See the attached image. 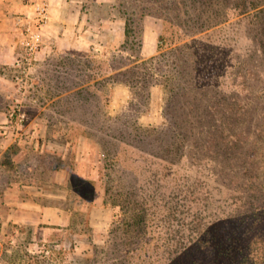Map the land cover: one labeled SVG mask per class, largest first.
<instances>
[{
	"label": "rangeland",
	"instance_id": "obj_1",
	"mask_svg": "<svg viewBox=\"0 0 264 264\" xmlns=\"http://www.w3.org/2000/svg\"><path fill=\"white\" fill-rule=\"evenodd\" d=\"M130 1L84 0L80 10H64L62 16L68 30L66 39L74 36L79 40L78 47H71L68 40L57 46L49 40L54 38L45 29L31 50L35 38L29 31L21 34V29L23 23L35 15L23 16L18 24L20 40L15 49L19 61L7 67L12 79L4 100L0 93V117L7 119L6 122L0 121V131L8 134L22 132L31 136L21 144L16 141L0 156L1 179L10 181L16 178L14 174L17 171L18 179L32 181L53 193L66 194L67 198L63 200L46 202L66 206L72 214L65 230L50 229L44 234L53 248L50 254H28L25 251L32 240L31 231L37 229L25 225L19 250L7 254L10 261L112 264L110 229L114 221L122 220V215L118 206L110 204V185L124 187L128 185L129 177L118 171V165L115 168L110 165V155L114 149H119L125 165L135 168L144 179L145 176L153 177L160 169V165L152 160L145 161L141 155L145 151L143 147L160 151V142L155 137L150 138L149 144L139 145L143 142L137 141L132 145L120 143L119 147V142L113 137L121 136L122 131L136 133L145 126L153 128L166 120L162 85L149 84L142 94H136L128 84L134 70L128 69L141 60L136 54H143L146 25L153 42L157 36L155 31L161 30L167 41L178 40L184 31L157 16L132 17L131 13L124 12L126 6L132 4ZM130 9L132 12L134 8ZM237 13L231 11L229 21L188 38L190 46L202 53L203 60L207 59L199 70L200 79L205 84L219 77L220 86L231 89L235 79L242 81L235 67L238 58L246 61L254 55L250 34L258 35V32L255 27L250 29L253 17ZM127 20L130 23L128 35ZM43 48L44 53L39 55L38 51ZM214 49L216 52L212 59ZM156 78L160 76L156 75ZM156 78L153 82H158ZM249 85L252 99L259 104L264 94L260 77ZM17 103L26 112L24 121H18L16 115L11 116ZM188 155L174 166L175 176L181 182L189 180L192 183L206 177L215 188V197L227 199L228 192L223 185L217 184L215 177L210 176V166L204 160L199 162L201 166L193 165L190 153ZM100 203L110 207V227L94 231L89 213L92 206ZM103 216L101 213L99 218ZM36 234L33 238L39 242L41 232ZM79 241L83 246L77 251L70 250ZM58 242L65 245L66 250L57 248L55 244Z\"/></svg>",
	"mask_w": 264,
	"mask_h": 264
},
{
	"label": "trees",
	"instance_id": "obj_2",
	"mask_svg": "<svg viewBox=\"0 0 264 264\" xmlns=\"http://www.w3.org/2000/svg\"><path fill=\"white\" fill-rule=\"evenodd\" d=\"M139 1L131 0L124 12L132 17L157 16L184 32L176 41H167L162 32L159 52L145 58L136 54L141 60L128 69H134L128 80L133 93L142 94L149 84L163 86L166 120L136 133L121 129L122 135L113 137L118 147L137 141L149 144L155 137L160 151L142 146L141 155L160 169L144 179L125 165L119 149L110 155V165H118V171L129 177L124 187L112 185L113 190L110 185V204L122 215L110 229V261L264 264V94L256 104L249 85L260 77L264 93V0ZM231 11L252 15L250 29L257 28L258 35L248 32L254 55L246 61L238 58L235 64L242 81L235 79L231 89H223L219 77L207 84L200 79L207 59L188 38L229 21ZM129 25L127 20V35ZM188 153L193 165L201 166L204 160L210 166V176L223 185L227 199L215 197L206 177L192 183L175 176L174 166Z\"/></svg>",
	"mask_w": 264,
	"mask_h": 264
},
{
	"label": "crops",
	"instance_id": "obj_3",
	"mask_svg": "<svg viewBox=\"0 0 264 264\" xmlns=\"http://www.w3.org/2000/svg\"><path fill=\"white\" fill-rule=\"evenodd\" d=\"M35 1L0 0V93L3 100L8 89L11 88V72L7 67L15 65V62L19 61V55L15 49L20 40L18 24L24 18L23 16L29 15L33 17L35 15ZM46 1L49 2L51 10L49 27L46 29L47 31L49 30L48 35L54 38H49V40L53 41L57 46L58 43L61 44V42L68 40L71 47H78L80 44L79 40L75 39L74 36L66 39L68 30L62 12L66 9L80 10L84 0ZM148 30L146 25L142 54L144 58L151 57L159 52V42L157 41L161 30L155 31L157 32L155 42L150 37ZM44 51L43 48L38 51V54H43ZM0 121L6 122L7 119L6 117H0ZM30 136V134L25 135L22 132L8 134L7 131H0V156L5 154L16 141L21 144L27 141ZM14 175L16 178L10 181H4L0 175V184H3V189L0 190V264H32L27 261L22 262L19 260L14 262L7 259L8 252H17L19 250L20 236L24 234L23 227L31 225L37 228L31 231L32 240L26 245L25 251L28 254L36 252L38 254H50L53 248L50 247L51 244L47 243L48 237H43L44 234L46 235L47 230L50 229L65 230L72 213L66 206L46 202V200H63L67 198L66 194L53 193L50 190H45L43 186L39 187V184L32 181L18 179L17 171H15ZM101 213L104 215L102 219L99 218ZM89 220L94 231H101L110 227V207L103 206L101 203L92 206ZM37 232H41L39 242L36 238H33V236L37 235ZM79 233L77 234L80 235ZM82 243L81 241L75 243L74 248L70 250H79L83 246ZM55 246L64 250L67 248L61 242L56 243Z\"/></svg>",
	"mask_w": 264,
	"mask_h": 264
},
{
	"label": "built area",
	"instance_id": "obj_4",
	"mask_svg": "<svg viewBox=\"0 0 264 264\" xmlns=\"http://www.w3.org/2000/svg\"><path fill=\"white\" fill-rule=\"evenodd\" d=\"M35 17L23 23L21 34L25 35L27 31L31 33V37L35 41L31 45V50L34 49L35 43L41 38L42 32L48 27L51 18L50 4L46 0L37 1L35 6ZM30 44V43H29ZM17 116L18 121H24L26 112L22 111L21 105L17 103L11 111V116Z\"/></svg>",
	"mask_w": 264,
	"mask_h": 264
}]
</instances>
